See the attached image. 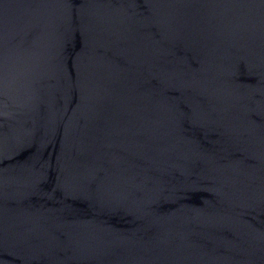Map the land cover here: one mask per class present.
Wrapping results in <instances>:
<instances>
[{
	"label": "water",
	"instance_id": "95a60500",
	"mask_svg": "<svg viewBox=\"0 0 264 264\" xmlns=\"http://www.w3.org/2000/svg\"><path fill=\"white\" fill-rule=\"evenodd\" d=\"M0 264H264V0H0Z\"/></svg>",
	"mask_w": 264,
	"mask_h": 264
}]
</instances>
